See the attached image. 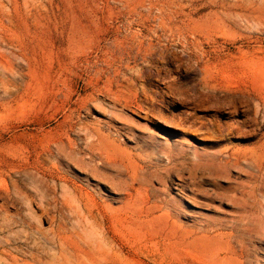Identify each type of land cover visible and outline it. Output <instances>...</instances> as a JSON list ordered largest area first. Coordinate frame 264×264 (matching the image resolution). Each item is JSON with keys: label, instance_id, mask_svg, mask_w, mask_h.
<instances>
[{"label": "rangeland", "instance_id": "1", "mask_svg": "<svg viewBox=\"0 0 264 264\" xmlns=\"http://www.w3.org/2000/svg\"><path fill=\"white\" fill-rule=\"evenodd\" d=\"M60 227L67 264H264V0H0V264Z\"/></svg>", "mask_w": 264, "mask_h": 264}, {"label": "bare ground", "instance_id": "2", "mask_svg": "<svg viewBox=\"0 0 264 264\" xmlns=\"http://www.w3.org/2000/svg\"><path fill=\"white\" fill-rule=\"evenodd\" d=\"M57 145H58V142L55 143L53 146H51L47 150V153L50 156H54L53 149H56ZM50 170L56 173L55 176H53V179L56 180L57 182L67 181L66 180V177L63 175V172L57 166L52 165L50 167ZM64 189H65V187H64ZM65 190H67V189H65ZM84 190H86L88 193L87 194H83L82 192H84V191H80L79 190L81 192V195L80 196H79V194H76V195L79 196V199L81 200V202L84 203L85 210L89 214L88 218L91 219V218H93V216L95 215V211L97 210V203H96L94 197L91 196L92 195L91 194L92 192L91 191L89 192V190H87V189H84ZM74 191H75V193L77 192L76 189H74ZM62 231H63V228L60 227L59 230H58V232L55 234L54 241L61 243V245H60L61 252H60V254H56L54 256V261H53L52 264H67V261H70L65 256V253H66L67 250L65 249V244L62 241V240H64V237L62 236V233H63ZM93 251H95V249H93ZM96 253L101 254V256H103V255H105L106 250H105V248L100 247L96 251ZM33 257H34V261H35L34 263L35 264H49L47 262H44L43 258L42 257H39L38 255L37 256L36 255L35 256L33 255ZM78 264H88V263L86 261H82L81 263H78ZM89 264H96V261H92L91 260V261H89Z\"/></svg>", "mask_w": 264, "mask_h": 264}]
</instances>
